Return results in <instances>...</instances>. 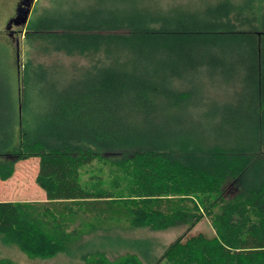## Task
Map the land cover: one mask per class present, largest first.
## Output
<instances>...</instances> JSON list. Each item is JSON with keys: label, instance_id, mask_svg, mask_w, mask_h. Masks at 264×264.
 <instances>
[{"label": "trees", "instance_id": "16d2710c", "mask_svg": "<svg viewBox=\"0 0 264 264\" xmlns=\"http://www.w3.org/2000/svg\"><path fill=\"white\" fill-rule=\"evenodd\" d=\"M48 2L19 31L12 86L0 47V179L37 158L45 187L0 201V239L47 258L116 222L207 217L213 237L184 233L158 258L83 262L264 264V0Z\"/></svg>", "mask_w": 264, "mask_h": 264}, {"label": "rangeland", "instance_id": "374dc122", "mask_svg": "<svg viewBox=\"0 0 264 264\" xmlns=\"http://www.w3.org/2000/svg\"><path fill=\"white\" fill-rule=\"evenodd\" d=\"M17 0H3L0 4L4 15L0 18V29H4L8 20L13 15L14 5ZM23 10L20 14V19L26 20L32 9L34 0H22ZM47 6L48 0H42ZM189 0H159L164 6L173 5V3L188 2ZM196 3H213L217 0H191ZM240 1V0H239ZM243 1V0H242ZM42 3V2H41ZM155 2L150 1L149 4ZM55 7L57 4H54ZM27 9V10H26ZM0 11V15L2 13ZM25 22L18 21V32L13 36L8 45L4 47L5 40L0 38V47L6 49L7 64L6 66L11 72L10 85L17 84L19 63L23 59L21 51L14 55L15 39H18L19 48L22 41V32ZM4 32V31H3ZM7 44V43H6ZM4 45V46H3ZM9 52V53H8ZM10 74V73H9ZM232 149H227L228 152ZM38 159L29 158L14 163L13 169L5 179H0V201L14 202L17 204H29L41 202L45 199V187L41 186L37 177ZM235 194L234 188H228L224 192L225 198ZM187 226H179L167 230L152 231L147 228H129L124 222L113 223L105 232H91L82 236L80 240L71 245L69 254L58 253L53 257L42 258L40 255L27 254L18 249L17 246L4 242L0 239V259L9 261L11 264H85L86 256L82 255L89 252L100 250L103 251L107 261L117 259L125 255L136 254L139 258L155 257L158 258L163 249L172 243L177 237L186 234V237L193 234L201 233L206 237H213L215 232L213 230L211 221L206 217L203 218L194 227L187 229ZM142 258V259H143ZM158 264H165L164 261Z\"/></svg>", "mask_w": 264, "mask_h": 264}, {"label": "flooded vegetation", "instance_id": "af4514ba", "mask_svg": "<svg viewBox=\"0 0 264 264\" xmlns=\"http://www.w3.org/2000/svg\"><path fill=\"white\" fill-rule=\"evenodd\" d=\"M29 2V0H28ZM23 1L22 0H17L14 9H13V15L12 17L8 20V23L6 26H4L3 31L7 34H9L11 37L15 36V34L18 32L17 29V23L20 21V14L21 11L23 10ZM1 9V7H0Z\"/></svg>", "mask_w": 264, "mask_h": 264}, {"label": "crops", "instance_id": "0c3cea01", "mask_svg": "<svg viewBox=\"0 0 264 264\" xmlns=\"http://www.w3.org/2000/svg\"><path fill=\"white\" fill-rule=\"evenodd\" d=\"M2 1L3 0H0V4L2 3ZM40 1H42V0H40ZM34 2H35V0H34ZM0 11L1 12H3L2 11V9H0ZM31 11V10H30ZM2 16H5L4 15V12L2 13V15H0V18L2 17ZM6 17V16H5ZM0 38H3V39H6L5 40V46L4 47H6V45H8L9 43H8V41H10V39L12 38L9 34H7V33H5V32H3V29H0ZM16 40V39H15ZM7 43V44H6ZM14 46H15V44H14ZM15 48H16V46H15ZM9 53V52H8ZM8 68V67H7ZM8 70H10V69H8ZM9 73H10V76H11V72L9 71ZM11 78H12V76H11Z\"/></svg>", "mask_w": 264, "mask_h": 264}, {"label": "water", "instance_id": "95a60500", "mask_svg": "<svg viewBox=\"0 0 264 264\" xmlns=\"http://www.w3.org/2000/svg\"><path fill=\"white\" fill-rule=\"evenodd\" d=\"M26 10H27V9H26ZM25 21H26V20H22V19H20V22H23V23H24ZM15 46H16V52H17V49H18V39L15 40ZM17 55H18V54H16V58H17ZM17 75L19 76V73H18Z\"/></svg>", "mask_w": 264, "mask_h": 264}]
</instances>
